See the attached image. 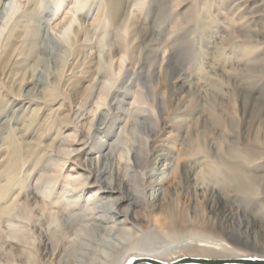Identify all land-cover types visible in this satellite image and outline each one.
<instances>
[{"label": "rangeland", "instance_id": "obj_1", "mask_svg": "<svg viewBox=\"0 0 264 264\" xmlns=\"http://www.w3.org/2000/svg\"><path fill=\"white\" fill-rule=\"evenodd\" d=\"M27 1L29 0H7L4 4L2 9L4 14L0 15V54L3 45L6 44L5 39L11 26L18 20H24L21 17H23V6ZM35 1L37 10L41 12L39 16L49 21L47 25L46 22L41 24V27H48L51 34L50 40L58 46H64L67 53L63 55L58 72L53 69L54 72L50 71L52 74L42 76L48 82L45 86L48 97L45 100L42 99L45 95L33 92L30 97L34 101L27 100L19 104L22 99L20 96L34 88L32 83L38 79L37 73L43 69V66L34 76L11 75L10 78H5L0 74V176L6 165L8 150L22 143L21 133L25 130L24 128L27 127L33 131L36 127H33V123L42 117L45 118V115L51 112H47L49 108L59 110L58 114L62 115L61 118L70 117V120L63 124V126L67 125V129L63 130L62 140L65 137L64 140L72 145H66L60 153L53 152L50 155H53V164L55 163V166L58 165L63 170L60 178H56L52 170L46 174L49 179L45 178L38 182L31 176L27 181H21L26 183L27 188L32 187L31 189L36 192L40 200L33 201L31 204L35 214L29 239L25 243H19L17 258L6 257L5 254L12 257V247L5 246L2 252L5 256L0 254V264H32L33 258H36L35 248L38 249L39 244H42L44 236L50 235L51 228L60 225L59 211L56 208L52 209L51 206L42 209L41 200L51 205L57 204L64 209L80 206L84 213L94 212L97 207V204L93 202L95 191L90 188H94L95 179L87 174L90 177L89 182L86 181L87 175L67 170L83 167L85 163H89L88 160L91 164L93 163L92 165L99 164L101 154L97 152V148L112 146L120 141L122 149L118 150L116 155L128 166H125L126 168L120 166V169H124L125 173L129 172L133 165L130 161L132 148L140 143L143 146L147 143L148 138L144 134L151 128L153 121L158 119L155 108L157 103L158 108H161L162 127L161 131L153 136V141L149 142L148 149L151 153L167 150L175 160H172L171 166L168 164L169 161L151 163L150 154L147 152V161L150 163L146 164L143 174L154 175L148 183L167 182L165 187L172 188L173 206L176 209L183 207L191 212L192 222L201 227L202 222L209 221L211 211L203 193L218 187L208 181L204 184L194 181L191 186L197 190V196L191 198L185 195L180 184L178 185L179 170L178 179L175 180L172 178L173 169L165 167L173 165L176 168L178 163L185 164L190 161H194L192 164L197 168L201 166L200 170L206 168L209 162L216 164L218 160H223L226 164H239V176L249 174L256 188L253 185L250 193L239 190L241 194L242 192L244 194L241 198L239 196L237 198L243 201L252 200L254 203L260 200L259 205L243 207L248 209L249 216L256 219L258 213L264 221V0H121L126 12L129 11V18L123 30L109 27L106 43L112 44L113 49L116 44L122 45L124 51L123 54H116L117 57L115 55L112 61H108V77L103 81L104 83L102 82L103 84L98 83L94 89L90 87L92 81L90 79L95 77L92 75L96 70L94 62L103 45L95 46L93 41L95 50L91 51V43L87 42L84 53L78 60L69 56L74 49L72 38L75 28L80 25V14L90 11L85 26H94L99 9L102 6L108 8L107 0ZM173 48L175 49L172 54ZM86 57H88L86 64H81ZM170 57H173V61L169 60ZM65 61H67V67L64 65ZM70 63L78 68L75 66L74 71L73 67L69 70ZM15 74L20 76L19 73ZM23 78L26 82L21 88ZM54 78L57 80L56 83L53 81ZM187 78L190 79V84L188 81L187 87H181L182 82ZM104 90L110 93L108 98L102 94ZM36 99L42 101H36ZM79 102L85 103L84 109L78 106ZM38 107L43 109L35 116ZM78 111H82V117L75 115ZM142 117L148 118L149 121H144ZM58 129L54 127L50 132L47 131L48 134L44 140L47 145L57 138ZM202 135L207 138L205 145L207 154L198 153L204 148L200 149L195 142L197 138H202ZM28 140L31 141L30 137ZM85 152L94 154L80 156ZM114 164H117L115 160ZM195 179H197L196 176H194ZM0 181L1 184L8 185L5 177H1ZM15 187L18 188V185L16 184ZM158 188L160 187L156 189ZM156 189L148 192L145 198L153 202L160 193L155 191ZM50 193L51 196L48 197ZM128 196L135 200L141 197L136 191H130ZM125 205L127 206L123 207L122 212L129 210L130 205ZM143 210L145 209L142 208L137 212L144 213ZM47 214L53 217L51 221L46 220ZM149 225L153 226V223L150 222ZM87 226V224L79 225L76 233L84 234ZM5 227L7 231L15 229L10 224H5ZM107 227L111 228L110 225ZM130 228L128 227V230ZM138 230V234H135L137 230L130 232L134 233V236L126 238L130 241L129 245L125 244L121 251H128L129 255L132 252L139 254L143 249H149L153 238L148 231L142 232L139 228ZM192 230L190 231L194 234L197 232L196 235L199 237L203 234L200 229ZM20 235L24 236V232ZM4 238L7 242L18 244L7 237ZM215 238L220 239L222 236L215 235ZM154 239L159 241V248L170 243L165 242V238ZM68 241V247L81 242L75 235L68 236ZM24 251L32 257L30 260L27 259V261L21 256ZM238 253L247 258L261 255L260 251L245 249ZM102 254L105 259L107 257L117 260V256L108 251ZM172 254L157 260L169 263L182 257H190L183 251ZM197 255L200 256V254ZM43 257V264H58L60 261L50 251L45 252Z\"/></svg>", "mask_w": 264, "mask_h": 264}, {"label": "bare ground", "instance_id": "obj_2", "mask_svg": "<svg viewBox=\"0 0 264 264\" xmlns=\"http://www.w3.org/2000/svg\"><path fill=\"white\" fill-rule=\"evenodd\" d=\"M6 1L7 0H0V15L4 14L2 9L3 6H5L4 4ZM107 3L108 8H103L102 6V8H100L97 12L98 14L96 15L94 26H85V22L90 15V11L80 14V25L75 28L74 37L72 38V48L74 49L72 51L70 50L72 53H70L71 55L69 56L70 58L73 56L74 59L78 60V58L83 55V50L86 47L85 43L87 42L91 43V51L95 50L93 45L96 46L101 44L104 46H102V49H99V55L95 58L94 63L96 70L95 73L92 74L95 77H91L92 79L89 78L92 80L90 87L93 89L98 85V83H102L105 79H107V71L109 70L108 61H112L116 54H120L124 51L122 45L116 44L114 45V47H116L113 49L112 44L110 45L106 43L109 35L107 30L110 26H113L116 30H121L125 27V23L129 18V11L127 10L126 12L121 0H107ZM37 8L38 6L35 0H29L26 2L23 6V17H21L24 18V20H18L11 26L5 39L6 44L3 45L0 54V74L5 78H10L11 75L15 77L27 76L28 74L29 76H34L36 71L38 72V70H40L39 68L43 66V69L41 68L42 70L37 73L39 75L38 79L32 83L34 84V88L30 89L26 94L20 96L22 99H20L19 104H23L27 100L34 101V99H31L30 97L33 92L38 95L43 94L45 96L42 99H47L48 94L45 91V86H47L48 82L42 76L52 74L51 72L53 69L58 72L59 64L62 62L61 60L63 55L67 53L64 46H58L50 40L51 34L48 27H41V24H45L46 22L47 25L49 21L48 19L45 20L43 16H39L41 12L39 13ZM36 11L39 17L36 15ZM44 12L43 14H45ZM106 13H108L107 17H105ZM150 35H152V33H150ZM115 37L117 36L115 35ZM93 41H95L94 44ZM174 49L175 48L171 50L172 54ZM88 57L85 58L83 63H80L85 65ZM169 60L173 61V57H170ZM70 64L71 65L68 66L69 70H72L73 67L74 71L76 65L73 63ZM64 65L67 67V61L64 62ZM76 67L78 68V66ZM15 73H19L20 76ZM189 80L190 79L188 78L184 79L181 87H187ZM53 81L56 83V78H54ZM25 82L26 79L23 78L21 88ZM80 93L82 92L80 91ZM102 94L108 98L110 93L104 90ZM36 101L42 100L36 99ZM84 104L85 103L83 102H79L78 106L81 107V109H84ZM61 106L63 107L62 104ZM155 108L158 112V119L153 121L150 129L146 132L144 131V135L148 138L147 143L144 146L142 143L134 147L132 146L133 151L130 152V161H132L133 165H131L129 172L125 173L123 172L124 169H120V166L122 168L126 166V164L122 163L121 159L116 155V152L122 149V145L119 144L120 141L112 146H101L100 148H97V152L101 154V161H99V164L97 163L92 165L93 163L91 164L90 160L87 159L89 163H85L83 167H76V169L70 171L67 170L72 173H82L84 176L88 174L95 179V182L93 183L94 188H90L95 191L93 202L97 204L93 213H84L82 207L80 206L64 209L62 206L57 204L51 205L41 200L43 204L42 209H46V207L51 206L52 209L56 208L59 211L58 213L61 218V223L59 226L51 228L50 235L44 236L42 244H39L38 249L35 248L34 253L36 258H33L32 264H43V254L47 251L53 252V255L60 259L58 264H127L132 259H151L156 261L157 259L162 260V257L169 256L172 253V255H175L178 251H183L190 257H208L213 259L247 258L246 256L244 257L239 255L238 253L244 249L246 251H260V256L251 257L264 258V221L261 220V216L258 213L256 219L249 216L247 213L248 209H244L243 207L245 205H259L260 200H258L259 202L254 203L252 200L249 201L246 199L243 201L242 199L239 200V198H237L238 196L241 198V195L244 194V192L247 191V193H250L253 190V185L255 186V184L252 183V178L250 179L249 174L239 176L240 165L233 163L226 164L223 160H218L216 164L209 162L207 167L201 168V170V166L197 168L192 164L194 161H190L185 164L184 162L183 164L178 163L176 168L173 165L170 167L174 158L169 151L159 150L151 153L148 149L149 142L153 141V136L159 133L162 127V120L160 118L161 108H158V103ZM42 109L43 108L38 107L35 116H37ZM55 110L56 109H53V107L49 108L47 112H51L45 115V118L42 117L43 119L41 118L37 122H34L33 127H36L33 131L27 127L24 128L25 130L21 133L22 143L14 146L12 149L10 148V150L7 149L8 156L6 157V165L3 171V174L6 175L2 174L0 176V180L1 177H5V180L8 181V185H3L0 181V254L3 252L5 246L8 245L12 247V257L7 254L5 255L6 257H10L12 259L17 258V253L20 248L19 243H25V241L29 239L30 227L33 226L35 214L31 204L33 201H37L39 199L36 192L31 189L32 187L27 188L25 186L26 183L21 181H27L31 176H33L34 179H37L38 182L43 179L45 180V178H47L46 174L52 170L56 174V178H60L63 170L58 165L55 166V163L53 164V155H50L53 152L60 153L66 145H72L69 141L64 140L65 137L62 140V136L64 135L63 130L67 129V125L63 126V124L67 123L68 120H70V117L67 116L66 118H61L62 115L58 114L59 110ZM81 113L82 111H78L75 112V115L81 116ZM56 118L58 120H56ZM142 119L144 121H149V119L145 117H142ZM54 127L59 128L58 132L56 130L58 133L57 138H55L50 145H47L44 141L46 135L48 134L47 131L50 132ZM247 133L249 134V132ZM28 137H30L31 141L28 140ZM206 140V136L203 135L202 138H197V140H195L198 145L197 147L200 149L202 147L204 148L202 149V152L198 153L206 151ZM147 152L150 154L151 163L169 161L168 164L170 166L165 164L167 167H164L167 169H173L174 172H170H173L172 178H175V180L176 178L178 179L177 176L179 174L177 172L179 170L180 181L178 182V185L180 184L184 194L191 198L197 196V190L191 186L194 181H197V183L201 182L202 184L208 181L218 187L217 189L211 188L203 193L206 196L205 198H207V204L211 210L209 213V221L205 223L202 222V226L199 227V224L194 221L192 222L190 217L191 212L186 211L183 207L176 209L172 204V188L170 189L169 187H165L167 182L160 183L161 181H155L153 183H148L154 175L152 176L149 173L143 174L146 169V164L150 163L147 161ZM93 154V152H85L80 154V156H89ZM205 154L207 153L205 152ZM114 160L115 163H117L116 165L114 164ZM88 175L86 176V181L90 182V177H88ZM194 176H196L197 179L194 180ZM235 177L237 178L234 180ZM14 183L18 185V188L15 187L16 184ZM157 187L160 188L156 189ZM153 189H156L155 191H160V193L156 198H154V201L151 202L145 198V195L148 192L153 191ZM239 190H243L244 192L241 194ZM88 191H86V193H89ZM130 191L138 192L141 197H139L138 200L131 199L128 196ZM118 193L120 195H116ZM50 196L51 193L48 197ZM125 204L130 205L129 210L122 212L123 207L127 206ZM142 208L145 209L143 210L144 213L137 212L138 210H142ZM45 217L48 221H51L53 218L50 214H47ZM150 222L153 223V226L149 225ZM5 224L13 225L15 229L13 231H7ZM81 224L88 225V228L85 229L84 233L85 235L88 234L87 236L80 232L76 233L77 227ZM109 225L111 226L110 229L107 227ZM128 227H131L130 230H128ZM138 228L142 232L148 231V234L153 238L152 244L149 246V249H143V251H141L142 253L138 254L132 252L128 255L130 252H123L121 250H123L125 244L130 242L126 238L134 236V233L131 234L130 232L137 230L135 234H138ZM195 228L198 230L200 229V232L203 233L200 237L196 235L197 232H195V234L194 232L192 233V229ZM22 232H24V236L20 235ZM73 235L77 236L81 242L77 245L72 244L68 247V236ZM215 235H221L222 238L216 239ZM4 237H7L11 241L18 244L7 242ZM2 238L4 239L2 240ZM154 238H160L162 240L165 238V242L168 243L169 241L170 243L165 247L159 248V241ZM106 251L116 255L117 260L109 259L107 257L106 259L103 258L102 252ZM2 254L4 255V253ZM197 254H200V256ZM21 256H23L26 260H30L32 258L29 256L27 251L22 252Z\"/></svg>", "mask_w": 264, "mask_h": 264}, {"label": "water", "instance_id": "obj_3", "mask_svg": "<svg viewBox=\"0 0 264 264\" xmlns=\"http://www.w3.org/2000/svg\"><path fill=\"white\" fill-rule=\"evenodd\" d=\"M264 264V258H232V259H213V258H190L182 257V259L171 261L169 263L151 259H132L127 264Z\"/></svg>", "mask_w": 264, "mask_h": 264}]
</instances>
